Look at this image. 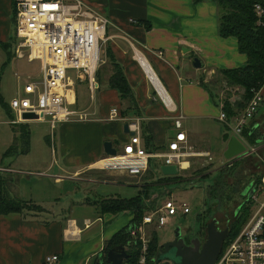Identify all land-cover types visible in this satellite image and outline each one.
Masks as SVG:
<instances>
[{
	"label": "crops",
	"instance_id": "1",
	"mask_svg": "<svg viewBox=\"0 0 264 264\" xmlns=\"http://www.w3.org/2000/svg\"><path fill=\"white\" fill-rule=\"evenodd\" d=\"M83 1L92 7H97L109 19L108 29L109 27L115 29L113 33L109 34V41L114 44V57L122 65L123 72L132 86L134 101L124 99V115L121 109L123 103L112 107L100 106L101 115L111 116L112 109L116 108L119 109L117 112L121 116L118 119L109 120V123L116 124L115 127L112 126V130L103 128V131L99 132L96 138L97 145H94V150L92 149L93 151L87 157L82 158L83 160L81 153L76 152L77 155H80L75 158L77 162L68 164L66 153L63 152L62 161L58 162V168L55 166L57 161L54 167L51 165L41 171H23L14 166L0 168L1 171L9 173L12 177L14 174H19L45 175L54 178L55 188L58 189L55 200L61 198V195L58 194H62L64 190L62 185L66 181L72 180L82 185V187L76 186L80 191V194L75 195L78 200L72 199L73 203L70 206H64L56 212H54V208L50 209L44 205V195L39 194L38 198H35L34 195L31 197L30 193V197L27 198L26 194L16 190V197L27 201L33 200L34 203L43 206L44 210L42 213H28V215L18 212L7 215L0 214V264H47L46 258L49 256L59 257L58 261L53 264H95L98 261L96 258H100L104 254L106 243L117 232L128 226L135 217L131 210L114 214L104 210L103 200L134 197L126 198L116 193L120 192L119 188L123 187L122 183L131 178L129 175H124L125 178L120 177L121 180H119L115 171L97 170L98 163L108 157L104 148L105 140L112 142L117 149L116 142L119 139L126 144L131 135L130 130L124 132L126 123L130 119L141 116L143 117L142 143L146 150L150 153L165 150L168 148L169 141L175 137L178 131L175 127L176 117L184 115L182 123L189 145L196 151L208 152L212 155L209 147L210 141L203 143L199 139L197 140L189 126L192 120L203 123L201 126H197L199 137L205 133L209 136L210 130L207 128L211 127L210 123H214L215 120L221 123L219 120L220 107L215 104L210 93L204 85L199 83V80L213 81L220 70L244 66L248 60V56L239 51L236 38L219 35V11L215 0H206L200 3H196L194 0ZM17 2L18 0H0V63L2 66L8 65L12 61L11 50L16 52L18 47ZM115 40H118L119 43L127 41L132 43L134 54L130 57L127 56L126 53L130 50H122L121 46L116 45ZM125 44L127 45V43ZM158 51L162 52L161 56H158ZM139 53L146 59L152 71H155L164 95L167 93L174 102L175 112L165 103V99L160 96L151 80L147 79L149 73L141 59L137 57ZM196 57H199L203 62L202 68L194 67ZM21 59L23 58L19 56V60ZM151 59L160 65V69L164 73L163 78L152 64ZM175 67L184 70L186 82L180 74L181 71L175 70ZM31 72L27 71L25 75L28 76ZM19 89L17 95L23 94L22 85ZM110 91L112 93L110 96L118 101L116 97H120L118 91L112 87L108 90V92ZM261 91L264 96V86ZM230 100L234 102L235 98L231 96ZM133 102L135 107H133ZM89 108L90 106L82 111L86 112ZM8 113L11 114L12 110ZM260 119L257 114L256 120ZM210 120L211 122L207 124ZM259 125L264 132V124L259 123ZM226 133V130L221 132L220 129L218 135L214 137L223 143L224 153L230 138L236 136L231 130L229 139L225 140ZM64 134H61L60 140L65 151L67 147L63 142ZM16 136L18 137V135ZM263 137L260 145L255 147L256 149L263 147L262 150L256 151L251 156L256 154L262 158L261 154L264 153ZM153 159L155 158L151 159L147 171L153 172V175L161 172L160 177L165 176L161 171L164 161L159 160L152 164ZM80 160L81 162H79ZM187 162L188 166L183 165L182 170L190 167V161ZM68 167L72 168L68 169ZM89 174L92 175V179L87 177ZM88 183H92L94 186L90 187L87 185ZM68 192L69 195H73L70 189ZM70 207H72L71 210ZM91 211L93 215L90 216L89 212ZM73 213L75 216L72 215Z\"/></svg>",
	"mask_w": 264,
	"mask_h": 264
},
{
	"label": "built area",
	"instance_id": "2",
	"mask_svg": "<svg viewBox=\"0 0 264 264\" xmlns=\"http://www.w3.org/2000/svg\"><path fill=\"white\" fill-rule=\"evenodd\" d=\"M16 32L20 39L17 44V55L29 63L40 61L38 71H33L24 78L23 94L10 101V107L16 116L11 117L10 123L48 121L54 130L60 123L73 120H90L85 111H77L76 85L85 80L90 89L91 99H95L100 82L97 78L98 69L105 63L107 42L109 36V19L95 6H90L83 0H18ZM257 24L264 20V4L256 3ZM162 52L158 51V56ZM74 74V75H73ZM18 75V74H17ZM19 79H23L20 75ZM156 87V86H155ZM157 88V87H156ZM158 93L160 91L157 88ZM161 96V94H160ZM253 99L243 112L231 121L221 106L219 120L235 133L248 147L245 155L251 156L256 148H249L248 141L243 137V131L258 114V108L264 101L261 89L255 90ZM165 103L176 111L174 102ZM118 109H112L111 119H118ZM25 113L35 114L38 119L24 118ZM184 115L176 117L177 133L169 141L165 150L150 153L142 143L143 117H135L128 122L131 132L122 151L104 160L113 159L112 163L99 165L105 170H118L134 177L146 174L152 158L164 161V165L175 164L183 171V165L192 157H208V152L196 151L189 145L187 133L183 127ZM250 125V124H249ZM244 156V155H243ZM261 188L264 189V175ZM253 195L254 200H257ZM264 202L257 212L245 224L242 232L219 255L216 264H264ZM178 211L185 215L191 212L188 202L177 203L169 198L157 208L150 210L144 217L143 223L131 228V235L142 243L139 264H161L165 261L149 260L150 234L146 226L156 227L167 225L171 216ZM127 251L129 247H126ZM58 256L46 258L47 264L58 261ZM168 264H172L170 261Z\"/></svg>",
	"mask_w": 264,
	"mask_h": 264
},
{
	"label": "rangeland",
	"instance_id": "3",
	"mask_svg": "<svg viewBox=\"0 0 264 264\" xmlns=\"http://www.w3.org/2000/svg\"><path fill=\"white\" fill-rule=\"evenodd\" d=\"M114 31L115 29L109 27V34L113 33ZM111 42L112 41H108L106 43V55L102 54V57H105V63L100 68L104 74V81L108 79L111 74L110 68L112 69L110 58H108V50L111 48L114 55L115 48L114 44ZM114 42L116 45L121 46L122 50H130L126 53L127 56L130 57V55L132 56L134 54V46L132 43H129L128 41L125 42L127 43V46L125 43H119L118 40H115ZM11 60L14 62L11 61L8 65L2 66L0 63V168H4V166H14L15 168L21 169L23 171H41L46 170L51 165L54 167L56 161L57 165L55 166L58 168V162L62 161L61 157L63 152L66 153L68 164L71 162H77L75 161V158L80 155H77L76 152L81 153V159L87 157L89 153L94 150V145H97L96 138L99 132L103 131V128L106 130L111 128L112 130V126L115 127L116 125L114 122L109 123L110 121L108 120V117L110 116L107 117L105 115H101L100 106L102 105L105 107H112L119 106L120 103H123V107L121 109L124 111V100L116 96L118 100L116 101L115 98L111 97V91L108 92L111 87L109 88L107 83L100 84V87L102 85L103 88L101 87L96 91L95 99L92 100L87 82L83 80L75 87L77 104H75L73 107L77 111L81 112L90 106V108L86 111L90 120H73L69 121L66 125L59 123L54 130H52L50 123L46 120H34L27 123L28 129L31 132V138L29 141L30 151L26 154H23L22 151L26 149V146L22 145V143H24L23 140L19 145L16 143L18 141L16 135H21L20 125L14 126V124L10 123L12 119L11 117H13V115L16 116V113L13 111L11 114L7 113L3 105H9L10 101L14 97L18 96L17 94L20 91L19 87L23 85L24 78L27 76L25 74L27 71L37 72L40 66V61L38 60L37 62L29 63L28 60L24 58L21 59V61L19 60V56L16 54L15 50H11ZM151 61L163 78L164 73L161 71L160 65L154 59H151ZM175 70L181 71L180 74H182L183 77L185 76L184 70H180L177 67H175ZM17 74L23 79H19ZM184 81L186 82V77H184ZM213 81L216 83L214 88L216 91H218L219 97H222L224 103L225 100L230 99L231 96L235 98L234 102L239 101V99L242 98L244 89L241 87L238 88L227 85V83L223 82V76L220 73L216 74ZM105 98H107V100H105ZM257 111L258 116L261 119L255 121L257 123H254L255 126L252 128V131L254 132L256 126H259L257 124H264V101L261 103ZM119 116L121 115L119 114ZM211 120L207 122V124H209ZM201 123L202 122L198 120H192L190 121L189 126L193 131V136L197 137V140L199 139L203 143L210 141L209 147L211 148L210 153L213 155L212 160H210L208 157L202 156L190 158L188 161H190L191 165L189 168H187V170H184L180 173L183 177L178 179L180 180L179 182L173 181L167 183L166 181H158L157 179H159L162 175L161 172L157 175H153V172L149 171L142 177H132L128 173L126 174L119 172L118 170H113L117 172L116 174L119 176V180H121L120 177L125 178L124 175H129V177H131L128 178L125 183H122L123 187L119 188L120 192H116L119 193L117 195L128 198L130 196H136L139 194L152 206H161L169 198L175 199L178 204L184 203L186 201L191 205L190 213L185 215L183 212L178 211L177 214L171 216V220L167 225L160 228L157 227L159 243L172 240L174 238L177 226H180L183 230V233L185 234L192 233L193 235H198L201 234L204 224L207 225L215 220V218H218L219 224H217V226H219L221 229H225L227 221L234 216V210L236 209L235 212L237 214L240 213L241 206L239 207V205L243 202L244 197L237 196L235 199L228 202L225 199L221 200L218 198L209 197L205 193V188L213 182V180L220 174V170L225 169L227 165L237 160L246 159L240 167V176L238 177L239 179L235 176H231L229 171L223 174L222 182L230 184L233 194L237 192L234 189L235 186L239 188V186L242 185V181L243 184H245L248 179H252L257 174H260L262 171H264V157L254 158L253 156L244 155L241 158L232 161L225 158L223 143L219 140H216L214 137L218 135L220 129L221 132L226 130V132L229 134L231 132L229 126H226L224 123H220L219 121L215 120L214 123L209 124L211 127L207 128V130H210L209 136L205 133L198 137L199 134L197 131V126H201ZM63 130L64 132H62ZM261 132L264 133L263 128H261ZM62 133H65L63 136V142L67 147L65 151V148L63 147L64 145L60 140ZM116 144L119 151H122L125 142L123 143V141L119 139ZM11 145L15 147L12 155L4 156L3 154ZM249 147L255 148L258 147V145H249ZM262 148L263 147L256 150L260 151ZM159 160L160 159L158 158L153 159L152 164ZM79 162H81V160ZM70 168L68 167V169ZM96 168L97 170H102L99 165ZM6 175H9V173ZM91 176V174L87 175L88 178H91ZM238 181L240 182L239 184L237 183ZM80 184L81 183H77L72 180L66 181L65 184L62 185V188H64L62 194H58L61 195V198H57L55 200L58 189L55 188L56 185L54 183V178L45 175L35 176L14 174L13 182L9 183V189L11 190L9 191V194L12 197L15 196L17 191H21L26 194L25 196H27V198L30 197V193L31 197L34 195L33 197L35 198H38L39 194L44 195V205L50 209L54 208V212H56L57 210L62 209L64 206H70L73 203L72 199L78 200L77 196L75 195L80 194V191L76 188V186L82 187ZM87 185L90 187L94 186L92 183H88ZM146 188H148L149 191V195L147 197L145 194ZM68 189L71 190L73 195L68 194ZM245 194L247 197L251 195V198H248L251 202L247 204L248 208L246 211H248L250 215H254L264 202V189H262L261 186L250 184L246 188ZM252 195L258 196L257 200L252 199ZM71 208L72 207H70V210ZM262 211L264 213V209ZM72 215L75 216V213ZM89 215H93L92 211L89 212ZM79 216L84 217L80 214ZM154 228V224L146 226L148 232ZM206 229L207 227L205 228L204 233L207 231ZM204 236L206 237V234Z\"/></svg>",
	"mask_w": 264,
	"mask_h": 264
},
{
	"label": "trees",
	"instance_id": "4",
	"mask_svg": "<svg viewBox=\"0 0 264 264\" xmlns=\"http://www.w3.org/2000/svg\"><path fill=\"white\" fill-rule=\"evenodd\" d=\"M196 3H200L206 0H194ZM218 5L219 11V35L221 37H234L238 40L239 51L248 56L247 63L244 66L238 68H224L220 70V74L223 76V82L231 87H241L244 89L242 98L239 101L232 102L230 99L223 102L222 97H219L218 91L214 88L216 86L215 81L205 82L204 79H200L199 83L204 85L207 91L210 93L211 98L218 107L222 108L227 112L229 119L232 121L238 117L245 107L253 99L254 91L259 90L264 86V20L262 24H257L258 16L254 10V5L256 3L264 4V0H215ZM108 58L112 64V69L110 68V76L106 81H104L103 72L101 68L97 71V78L100 84L107 83L108 87L115 88L122 100L129 99L133 100V89L130 86L128 79L123 72V67L119 61L114 57L111 48L108 50ZM134 101V100H133ZM7 110V113L11 111L10 105H3ZM130 107V106H129ZM132 107V106H131ZM133 107H135L133 102ZM129 110V108H128ZM124 115V111H122ZM256 116L253 121L245 127L243 131V137L248 141L249 145H260L263 137L261 132V126L259 124L256 126L255 132L252 131V128L255 126L254 123ZM20 125L21 135L17 137V145L23 140L22 145L26 146V149L22 151L23 154H26L30 151V138L31 132L28 129L27 123L14 124V126ZM230 135L226 133L225 140H228ZM15 144V142H14ZM16 145V144H15ZM16 145V147H17ZM12 146V147H11ZM8 150L3 154L4 156L12 155V152L15 150V147L11 145ZM251 148V147H249ZM254 148V147H252ZM256 152V151H255ZM262 158L264 153L261 154ZM254 158L258 157L253 156ZM246 159H241L234 161L233 163L227 165L225 169L220 170V174L213 180V182L205 188V193L212 198H218L221 200H227L228 202L235 199L237 196L244 197L243 202L239 205L241 206L240 213L237 214L234 210V216L231 218L229 224L230 227L229 236L225 239L226 241L223 244L222 253L243 230L244 225L248 223L253 215H250L247 210V204L251 201L248 199L245 194L246 188L250 184H255V186L262 185V177L264 171L260 174H257L254 178L248 179V181L238 187H234L235 192L232 193V187L226 182H222L223 174L227 171L230 172L231 176L238 178L240 176V167ZM187 170V169H184ZM183 170V171H184ZM7 173L0 170V214L7 215L14 212L18 213H41L44 210V207L34 203L33 200H24L16 196H10L9 183L13 182V177L6 175ZM183 177L181 175L170 176V177H160L158 181H176ZM239 179V178H238ZM240 183L239 181L237 182ZM8 184V186H7ZM8 187V189H7ZM230 190L228 191V189ZM146 197L149 195L148 188L145 191ZM254 199V198H253ZM103 206L105 211L114 213L131 210L134 212L135 217L130 222V224L124 227L122 230L117 232L115 236L108 241L106 244V249L104 254L96 261L95 264H108L106 259V253L109 249L115 247L116 245H124L129 247L128 253L130 255L129 259L126 260L123 264H139L140 262V253L142 248V243L138 239H134L131 235V228H136L138 225L143 223L144 217L150 210H157L159 207L152 206L149 202L144 199L141 195H136L132 198L123 199L117 197L114 199L103 200ZM208 225V224H207ZM207 225H203L200 235H207V231L204 230ZM208 229V227H207ZM206 229V230H207ZM150 241H149V260L152 261L153 258H158L159 248L162 243H159L157 236V227L155 226L150 232Z\"/></svg>",
	"mask_w": 264,
	"mask_h": 264
},
{
	"label": "water",
	"instance_id": "5",
	"mask_svg": "<svg viewBox=\"0 0 264 264\" xmlns=\"http://www.w3.org/2000/svg\"><path fill=\"white\" fill-rule=\"evenodd\" d=\"M193 65L195 68H202L203 62L199 57H196ZM24 118L38 119L32 113H25ZM124 129L127 132L130 130L128 123H126ZM104 148L108 157L118 154V149L110 141L104 142ZM247 150L248 147L242 140L232 136L224 155L230 161L237 160L245 155ZM161 171H163L165 176H177L180 174V170L175 164L163 165L161 166ZM249 197L251 198V195ZM218 221L215 218L207 225V237L204 241L199 235L191 236V233H189L185 236L182 228L177 226L174 238L161 244L157 261H165L161 264H168L170 261L172 264H216L223 244L226 241L225 239L230 232V227L221 229L217 226ZM129 257L130 255L124 245H116L106 253L108 264H123Z\"/></svg>",
	"mask_w": 264,
	"mask_h": 264
},
{
	"label": "bare ground",
	"instance_id": "6",
	"mask_svg": "<svg viewBox=\"0 0 264 264\" xmlns=\"http://www.w3.org/2000/svg\"><path fill=\"white\" fill-rule=\"evenodd\" d=\"M137 57H139L141 59L145 69L148 71L147 73H149V74H147L148 78L151 80L152 84H154L158 88V90L160 91L161 97L164 98L166 101H168L169 97H168L167 93H166V95H164V92L162 90L161 85L159 84L160 82H159V80L157 78V75H156L155 71H152V69L150 68V66L147 63L146 59L140 53L138 54ZM112 160L113 159L102 160L101 162L98 163V165H100V164L104 165V164L112 163ZM184 166H188V162H185Z\"/></svg>",
	"mask_w": 264,
	"mask_h": 264
},
{
	"label": "flooded vegetation",
	"instance_id": "7",
	"mask_svg": "<svg viewBox=\"0 0 264 264\" xmlns=\"http://www.w3.org/2000/svg\"><path fill=\"white\" fill-rule=\"evenodd\" d=\"M218 219V218H217ZM219 220V219H218ZM230 220L231 219H229L228 221H227V224L225 225L226 226V228L228 227L227 225L229 224V222H230ZM219 222V221H218ZM219 224V223H218ZM185 236L187 235V234H189V233H183ZM199 236H201L202 237V240L204 241L205 239H206V237H207V235H206V237L204 236V235H200V234H198ZM191 236H194L192 233H191Z\"/></svg>",
	"mask_w": 264,
	"mask_h": 264
}]
</instances>
